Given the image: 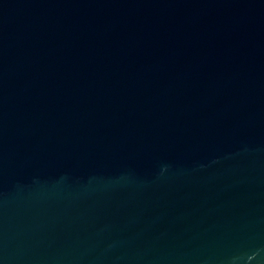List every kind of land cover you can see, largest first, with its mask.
Wrapping results in <instances>:
<instances>
[{"label":"water","instance_id":"1","mask_svg":"<svg viewBox=\"0 0 264 264\" xmlns=\"http://www.w3.org/2000/svg\"><path fill=\"white\" fill-rule=\"evenodd\" d=\"M0 264H264V0H0Z\"/></svg>","mask_w":264,"mask_h":264}]
</instances>
